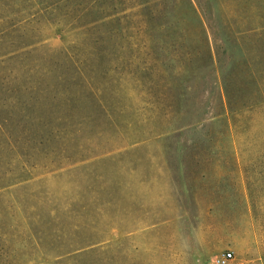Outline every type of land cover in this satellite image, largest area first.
I'll return each mask as SVG.
<instances>
[{
	"label": "rangeland",
	"instance_id": "rangeland-1",
	"mask_svg": "<svg viewBox=\"0 0 264 264\" xmlns=\"http://www.w3.org/2000/svg\"><path fill=\"white\" fill-rule=\"evenodd\" d=\"M13 1H0V16L35 44L0 56V264H211L223 251L233 264H264V104L231 121L236 157L198 151L206 131L172 117L165 77L154 96L131 80L137 49L123 29L97 27L89 41ZM199 1L220 51L230 62L254 57L264 80V0ZM171 44L166 59L178 64ZM186 75L176 79L192 85L184 97L212 84ZM199 98L210 105L216 95Z\"/></svg>",
	"mask_w": 264,
	"mask_h": 264
},
{
	"label": "trees",
	"instance_id": "trees-1",
	"mask_svg": "<svg viewBox=\"0 0 264 264\" xmlns=\"http://www.w3.org/2000/svg\"><path fill=\"white\" fill-rule=\"evenodd\" d=\"M1 1V0H0ZM23 0H15L13 3L21 8ZM33 6L39 7L34 14L45 15L52 18L50 23L57 25L56 31L71 29L75 34L83 36L91 41L94 37L90 31L103 25L123 29L122 38L136 51L130 54V78L138 86L144 88V93L155 95L161 86L160 79L164 76V88L171 98L164 101L167 108H171L172 117L176 114L178 120L182 118L183 126H202L205 132V141L208 145H201L200 149L212 152L214 147L220 153L230 152L236 157V143L231 134V121L236 115L264 104V86L262 74L259 72L258 62L254 57H248L244 53V45L241 37L229 24L228 18L222 14V23L228 29L227 40H231L240 46L244 58L238 61H229L231 56H225V51H220L222 45L216 41V34L210 25L208 14L199 0H28ZM221 6L220 0H217ZM66 9L65 12L61 10ZM52 14V15H49ZM31 13L20 15L23 18L21 25L30 23L33 17H27ZM49 15V16H48ZM15 19L8 16H0V56L8 59L18 55V51L32 46L33 37L28 32L19 34L21 26L13 23ZM209 32L214 39L215 53L211 45ZM171 43L176 53L173 59H178V64L170 63L165 53L164 45ZM71 55V56H70ZM74 59L72 54H68ZM140 57L142 65L138 67L141 78L136 76V59ZM216 56V58H215ZM206 57V59H205ZM207 65L211 67L210 74H205ZM219 65V67L217 66ZM212 70V72H211ZM194 77H206L210 75L209 82L204 83L196 90L193 87V96L184 97L192 85L180 86L176 82L177 77H183L188 73ZM214 74V76H213ZM221 75V78L219 77ZM187 76V75H186ZM264 76V75H263ZM208 79V81H209ZM264 81V80H263ZM222 83V84H221ZM180 87L181 96H173L172 92ZM216 95V100L205 102L200 100V94ZM202 102V103H201ZM185 105V111H181L180 105ZM202 110L198 109L201 107ZM207 106V109H205ZM169 110V109H168ZM173 118H170L172 121ZM220 123V126H217ZM216 127H215V126ZM2 127V126H1ZM2 134L7 138L6 131ZM165 132H171L166 130ZM161 132L159 134H162ZM9 139V137H8ZM202 139H196L192 145L196 146ZM9 143V141H8ZM209 146V147H208ZM224 148L222 149V147ZM16 144L13 145V149ZM209 149V150H208ZM17 150V149H16ZM247 214H250L247 210ZM256 220V210L253 209Z\"/></svg>",
	"mask_w": 264,
	"mask_h": 264
},
{
	"label": "built area",
	"instance_id": "built-area-1",
	"mask_svg": "<svg viewBox=\"0 0 264 264\" xmlns=\"http://www.w3.org/2000/svg\"><path fill=\"white\" fill-rule=\"evenodd\" d=\"M235 256L231 251H223L211 259V264H233Z\"/></svg>",
	"mask_w": 264,
	"mask_h": 264
}]
</instances>
